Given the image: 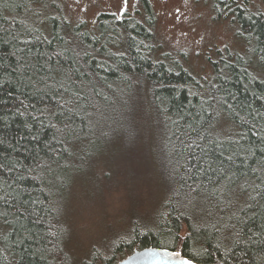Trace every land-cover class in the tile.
Listing matches in <instances>:
<instances>
[{
	"label": "trees",
	"instance_id": "trees-1",
	"mask_svg": "<svg viewBox=\"0 0 264 264\" xmlns=\"http://www.w3.org/2000/svg\"><path fill=\"white\" fill-rule=\"evenodd\" d=\"M214 1L248 49H226L204 78L160 55L151 0L101 11L95 30L61 0H0V264H116L151 245L264 264V12ZM147 157L161 201L77 258L73 186Z\"/></svg>",
	"mask_w": 264,
	"mask_h": 264
},
{
	"label": "rangeland",
	"instance_id": "rangeland-1",
	"mask_svg": "<svg viewBox=\"0 0 264 264\" xmlns=\"http://www.w3.org/2000/svg\"><path fill=\"white\" fill-rule=\"evenodd\" d=\"M61 1L70 20H85L93 30L101 11L135 12V8L142 7L141 0ZM151 1L158 13L156 30L160 55L169 53V56H176L194 74L204 78L211 76L212 61L226 49L247 52V41L238 33L239 24L230 14L218 16L216 1ZM249 7L264 12V0H252ZM251 57L256 62L257 57ZM146 160L148 164L136 163L132 158L117 159L109 163L110 166L96 180L77 182L73 186V199L70 195L68 204L71 208L73 200V205L68 215L72 229L70 248L77 258L89 256L93 245L108 246L114 239L128 236L130 224L127 219L131 214L153 205L156 207L161 201L163 191L159 167L149 157Z\"/></svg>",
	"mask_w": 264,
	"mask_h": 264
},
{
	"label": "water",
	"instance_id": "water-1",
	"mask_svg": "<svg viewBox=\"0 0 264 264\" xmlns=\"http://www.w3.org/2000/svg\"><path fill=\"white\" fill-rule=\"evenodd\" d=\"M149 250H153L155 252H167L169 255L159 256L146 254ZM174 252L180 253V256L176 257L172 255ZM188 259L190 258L175 249L151 245L136 248L133 252L119 260L116 264H183V261ZM190 260L192 261V264H204L197 263L192 259Z\"/></svg>",
	"mask_w": 264,
	"mask_h": 264
},
{
	"label": "snow or ice",
	"instance_id": "snow-or-ice-1",
	"mask_svg": "<svg viewBox=\"0 0 264 264\" xmlns=\"http://www.w3.org/2000/svg\"><path fill=\"white\" fill-rule=\"evenodd\" d=\"M146 254H149V255H159V256H168L169 255V253H167V252H155L153 250H149L148 253H146ZM172 255H174L176 257H179L180 256V253L174 252V253H172ZM183 264H192V261L190 259L184 260L183 261Z\"/></svg>",
	"mask_w": 264,
	"mask_h": 264
},
{
	"label": "flooded vegetation",
	"instance_id": "flooded-vegetation-1",
	"mask_svg": "<svg viewBox=\"0 0 264 264\" xmlns=\"http://www.w3.org/2000/svg\"><path fill=\"white\" fill-rule=\"evenodd\" d=\"M244 1H249V0H244ZM251 1V0H250Z\"/></svg>",
	"mask_w": 264,
	"mask_h": 264
}]
</instances>
